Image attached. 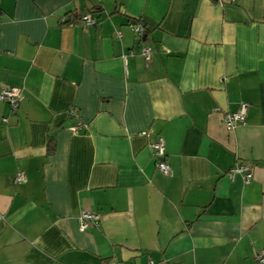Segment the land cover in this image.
Masks as SVG:
<instances>
[{
	"label": "crops",
	"instance_id": "1",
	"mask_svg": "<svg viewBox=\"0 0 264 264\" xmlns=\"http://www.w3.org/2000/svg\"><path fill=\"white\" fill-rule=\"evenodd\" d=\"M10 86L0 264H260L264 0H0ZM240 102L244 123L228 129ZM158 136L171 175L155 167ZM238 163L249 182L230 178ZM82 210L99 220L80 230Z\"/></svg>",
	"mask_w": 264,
	"mask_h": 264
},
{
	"label": "built area",
	"instance_id": "2",
	"mask_svg": "<svg viewBox=\"0 0 264 264\" xmlns=\"http://www.w3.org/2000/svg\"><path fill=\"white\" fill-rule=\"evenodd\" d=\"M81 20L87 25L95 24V19L90 15V13H84L81 15ZM130 28L135 31L138 35H142L144 28L138 23H131ZM151 47L149 45H142L139 49V54L145 61H148L151 55ZM20 89L15 86L1 87L0 88V100L8 103L11 111H15L18 107L20 99ZM247 104L245 102H240L233 112H225L223 114V122L226 128L231 129L237 123H244V117L246 114ZM84 124L78 121L76 124L69 127L71 132H77L82 129ZM150 148L153 156L155 157V167L156 169L164 175H171L172 168L165 161V146L162 137L158 136L150 144ZM252 165L248 163H238L229 168L228 174L230 178H233L235 174H240L244 182H249L252 176ZM23 172H18L16 174V181L23 180ZM99 220L98 213L91 212L88 210H82L78 216V228L83 230L88 226L95 224ZM252 257L259 262L264 264V248L253 249ZM106 264H116L114 261H108ZM152 264V262H150Z\"/></svg>",
	"mask_w": 264,
	"mask_h": 264
},
{
	"label": "water",
	"instance_id": "3",
	"mask_svg": "<svg viewBox=\"0 0 264 264\" xmlns=\"http://www.w3.org/2000/svg\"><path fill=\"white\" fill-rule=\"evenodd\" d=\"M131 23H135V20H132V22Z\"/></svg>",
	"mask_w": 264,
	"mask_h": 264
}]
</instances>
